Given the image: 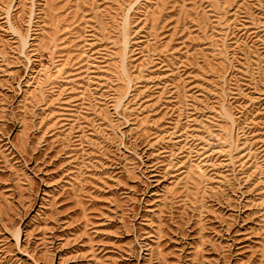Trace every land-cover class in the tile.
Returning <instances> with one entry per match:
<instances>
[{"label":"rangeland","instance_id":"obj_1","mask_svg":"<svg viewBox=\"0 0 264 264\" xmlns=\"http://www.w3.org/2000/svg\"><path fill=\"white\" fill-rule=\"evenodd\" d=\"M0 264H264V0H0Z\"/></svg>","mask_w":264,"mask_h":264}]
</instances>
